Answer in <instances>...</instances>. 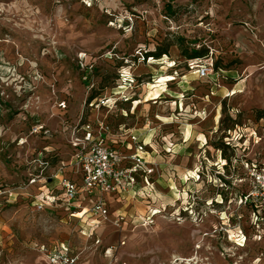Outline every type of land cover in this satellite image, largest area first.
<instances>
[{
  "label": "rangeland",
  "instance_id": "1",
  "mask_svg": "<svg viewBox=\"0 0 264 264\" xmlns=\"http://www.w3.org/2000/svg\"><path fill=\"white\" fill-rule=\"evenodd\" d=\"M197 58L219 76L197 78ZM151 85L164 88L146 102ZM95 96L109 98L98 111ZM81 112L113 133L153 129L156 191L128 202L123 228L110 215L91 234L63 206L54 173L73 150L64 154L62 125ZM35 125L44 129L30 136ZM41 151L50 169L39 190L26 179ZM246 161L264 163V0H0V188L13 190L0 201L1 264H35L61 242L79 264H264V240H253L252 209L239 199ZM39 192L60 194L59 204L36 211Z\"/></svg>",
  "mask_w": 264,
  "mask_h": 264
},
{
  "label": "built area",
  "instance_id": "2",
  "mask_svg": "<svg viewBox=\"0 0 264 264\" xmlns=\"http://www.w3.org/2000/svg\"><path fill=\"white\" fill-rule=\"evenodd\" d=\"M204 61L197 58L191 63V66L196 68L195 75L197 78L211 79L217 72L214 73L212 63H205ZM108 99L90 100L89 108H95L98 111L101 106H105L109 101ZM57 108L65 110L67 108L66 102L61 100L57 103ZM200 116L205 118V111H202ZM82 117L83 113L81 112L77 121L75 123L73 121L72 127L62 125L61 133L64 134L65 145L69 146L73 152L64 153H69L70 158L68 161L60 160L58 162L54 178H62L60 194H62L63 206L67 211H71V216L75 217L79 213L91 214L102 219V221H108L110 216L108 196L112 195L120 199L132 193L136 195L138 187H142L143 190H149L152 187L149 179L159 168L157 163L150 159V155L154 152L151 140L153 129L149 127L150 122H148L142 129L146 133L145 136L138 135L136 130L123 127H120L117 133H113L110 124L105 120L88 118L83 122ZM43 129L44 127L41 125H35L30 130L29 135H39ZM119 132L128 137V144L123 147L113 140V136ZM241 135L237 133L236 137L240 138ZM18 140V146L27 144L26 138L20 137ZM43 150L45 152L54 151L53 149L48 150V148H43ZM168 150L170 149H166V151ZM44 151L37 153L32 160L39 170L37 173L29 172L26 186L40 184L39 190L45 189V184L49 179L44 177V172L50 169V159L49 155L45 156L42 153ZM50 154L53 155L54 153ZM244 164L250 185L249 189L241 194L239 199L243 206L252 209L251 220L255 227V234L252 238L261 241L264 240V233L260 231V226L264 225V163H255V161L248 163L246 161ZM69 167L75 176L63 179V174L69 170ZM12 191L0 188V201L3 198L9 200L13 195ZM60 194L50 195L39 192L33 200L35 210L44 211L56 207L60 202ZM81 196L89 199V207L82 208ZM123 220L124 218L119 216L113 219V223L117 228H122ZM243 238L245 241V235ZM44 252L48 264H78V256L73 255L70 247L65 244L59 247L55 246L52 250L44 249ZM263 253L264 250L261 256ZM256 259L258 261L261 258L257 257Z\"/></svg>",
  "mask_w": 264,
  "mask_h": 264
},
{
  "label": "crops",
  "instance_id": "3",
  "mask_svg": "<svg viewBox=\"0 0 264 264\" xmlns=\"http://www.w3.org/2000/svg\"><path fill=\"white\" fill-rule=\"evenodd\" d=\"M216 77H218L219 76V74L217 73L216 75H215ZM208 80V79H207ZM206 80V81H207ZM215 85V87L217 88V89H219L220 90V87L218 86V83L217 84H213V86ZM213 86L211 87V91H210V93H211V95H214V93H213ZM206 97H208V98H206V100L207 101H209V95L208 96H206ZM208 105V104H207ZM208 108H205L204 110H205V112L208 114V116L211 114V109H210V107L209 106H207ZM208 116L204 119V118H200L199 116H198V119L200 120H206V119H208ZM216 118H218L217 116H216ZM144 128V127H143ZM143 128H141V130H136L135 132L138 134V132L139 131H141V133L144 131V130H142ZM113 140H115V141H117V143L119 144V146H124L125 144H128V137L125 135V134H123V133H121V132H119L118 134H116V136H113ZM170 146H172V145H170ZM159 146L158 145H156V144H153L152 143V150L154 151L151 155L152 156H155V155H157L156 157H160V155L159 154H161V152H158L157 151V148H158ZM159 149V148H158ZM149 150H151V149H149ZM171 151V149L170 150H168V151H166V152H170ZM159 153V154H158ZM151 155H150V159L152 160L153 158H151ZM153 178V177H152ZM49 187H50V185H49ZM149 192V191H156V189L154 188V186H152L149 190H143L142 189V187H138L137 188V194L136 195H134L133 193L130 195H126V196H123V197H121L120 199H117V198H115L114 196H108V203H109V214L111 215V217L113 218V219H115V218H117V217H119V216H122L123 218H124V220L122 221V228L123 227H125V226H127V224H128V222L126 221V212L124 211V209L128 206V204L131 202L130 200H132L133 202L132 203H134L135 201H136V198L137 197H141V198H143V195H144V193L145 192ZM80 202H82V208H87V207H89L90 206V202H89V199L88 198H86V197H80ZM129 202V203H128ZM114 205H117V207L116 208H113L114 207ZM118 206H119V208H118ZM65 208V207H64ZM71 215V214H70ZM75 217L76 218H79V219H81V222H83L84 224H85V227L87 228V230L88 231H91V234H97L98 233V230H99V225L101 224V222H100V220L102 221V219H100V218H98V217H95V216H92L91 214H88V215H83V214H81V213H79V214H77V215H75ZM63 244H65V245H67V246H69L67 243H65V242H61V243H57V244H55L56 246H60V245H63ZM70 247V246H69ZM70 250H71V252H72V254L73 255H75V253H74V251H73V249L70 247ZM39 254H38V256H37V262H34L35 264H48V261H47V258H46V256H45V252H44V249L43 250H40L39 252H38ZM76 256V255H75ZM78 256V264H79V255H77ZM106 257V256H105ZM257 258V257H256ZM256 258H254V260H253V262H255L257 259ZM262 260L260 259V260H258V261H256V262H261ZM27 263H25V264H32V263H29V261H26ZM257 263V264H258ZM1 264V263H0Z\"/></svg>",
  "mask_w": 264,
  "mask_h": 264
},
{
  "label": "trees",
  "instance_id": "4",
  "mask_svg": "<svg viewBox=\"0 0 264 264\" xmlns=\"http://www.w3.org/2000/svg\"><path fill=\"white\" fill-rule=\"evenodd\" d=\"M192 53L194 54V55H196L197 57H199V56H201L202 55V52H200V51H198L197 49L196 50H193L192 51ZM149 53H146V56H150V55H148ZM151 54V56H156V55H159V54H156V53H150ZM164 55H166V53L164 52L163 53ZM215 70L218 72V71H220V68L217 66V64H215ZM89 76H91L92 77V75H91V72H90V74H89ZM89 82V78L88 79H85V81H84V85H86V83H88ZM88 87V86H87ZM93 99H97L96 98V96L95 97H90V99H89V101L90 100H93ZM62 101H64V100H62ZM59 110H61V109H59ZM34 138H31V142L33 143V140ZM36 142L34 141V144H35ZM66 149H67V151L68 152H70V147L69 146H67V145H63ZM44 147H46V146H44ZM57 150H59L58 148H56V152H54V154L55 155H51L52 157H55V156H57V153H59V152H57ZM57 158V157H56ZM63 161H68V160H65V158H61Z\"/></svg>",
  "mask_w": 264,
  "mask_h": 264
},
{
  "label": "bare ground",
  "instance_id": "5",
  "mask_svg": "<svg viewBox=\"0 0 264 264\" xmlns=\"http://www.w3.org/2000/svg\"><path fill=\"white\" fill-rule=\"evenodd\" d=\"M159 83H161V82H159ZM163 88L164 87H162V85H151L148 95L146 94L147 96H146V100L145 101L148 102L150 100L159 99V97H156V95L159 94L160 90H162ZM154 90H155V92H154ZM178 98H180V97H178ZM238 245L240 246V244H238Z\"/></svg>",
  "mask_w": 264,
  "mask_h": 264
}]
</instances>
